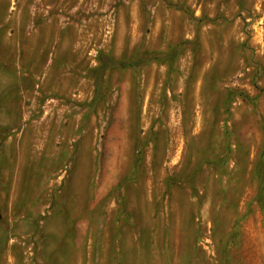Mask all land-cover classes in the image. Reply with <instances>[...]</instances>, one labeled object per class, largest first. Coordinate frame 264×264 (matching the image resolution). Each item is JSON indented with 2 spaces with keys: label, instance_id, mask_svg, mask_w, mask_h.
I'll return each mask as SVG.
<instances>
[{
  "label": "rangeland",
  "instance_id": "obj_1",
  "mask_svg": "<svg viewBox=\"0 0 264 264\" xmlns=\"http://www.w3.org/2000/svg\"><path fill=\"white\" fill-rule=\"evenodd\" d=\"M0 264H264V0H0Z\"/></svg>",
  "mask_w": 264,
  "mask_h": 264
},
{
  "label": "trees",
  "instance_id": "obj_2",
  "mask_svg": "<svg viewBox=\"0 0 264 264\" xmlns=\"http://www.w3.org/2000/svg\"><path fill=\"white\" fill-rule=\"evenodd\" d=\"M107 57L106 59L111 62L112 64L116 65V66H120V67H123V68H126V67H140L141 64L143 63H146L147 61L142 59V58H139V59H136L134 61H123V60H118V59H115L114 57L112 56H108L106 54H104L103 52L100 53L99 55V60L104 63L103 59ZM154 60H157V61H161L162 59L161 58H153ZM105 66V65H104ZM103 67V65H102Z\"/></svg>",
  "mask_w": 264,
  "mask_h": 264
}]
</instances>
